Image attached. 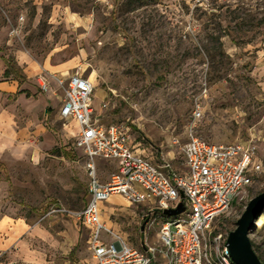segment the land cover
Masks as SVG:
<instances>
[{"label": "rangeland", "instance_id": "1", "mask_svg": "<svg viewBox=\"0 0 264 264\" xmlns=\"http://www.w3.org/2000/svg\"><path fill=\"white\" fill-rule=\"evenodd\" d=\"M3 56L25 57L30 84L43 95L49 90L38 87L37 72L75 58L76 70L103 97L95 105L99 122L128 125L155 161L168 138L184 139L195 122V134L213 143L255 135L264 162V0H0V72ZM17 96L0 93V218L47 225L56 236L46 247L48 261L64 263L72 247L67 226L80 233L75 255L87 250L85 232L64 210L78 211L88 200L86 160L74 146V122L57 111L31 117L29 102ZM198 102L204 115L195 121ZM175 157L179 162L181 152ZM100 167L108 180L114 165L102 160ZM262 192L264 172L239 191L213 230H235ZM101 208L104 221L131 243L145 238L148 205L113 195ZM159 227L150 228L149 242ZM250 239L264 261V215Z\"/></svg>", "mask_w": 264, "mask_h": 264}, {"label": "built area", "instance_id": "2", "mask_svg": "<svg viewBox=\"0 0 264 264\" xmlns=\"http://www.w3.org/2000/svg\"><path fill=\"white\" fill-rule=\"evenodd\" d=\"M57 79L65 88L60 114L78 125L74 146L83 150L89 177L85 206L64 210L93 230L90 264H236L226 242L229 233L214 231L212 226L239 191H246L264 172L258 138L213 143L197 136L192 122L184 139L171 136L155 161L139 150L128 125L99 122L90 76L75 70L69 78ZM38 80L41 89L49 90L45 75L39 74ZM193 113L195 121L203 117L200 102ZM177 150L182 155L179 162L172 157ZM102 160L114 165L106 181L99 173ZM113 195H122L133 205H148L147 230L139 244L104 221L101 204ZM181 203L185 210L179 214L164 212ZM157 222L159 235L149 242L150 228Z\"/></svg>", "mask_w": 264, "mask_h": 264}, {"label": "crops", "instance_id": "3", "mask_svg": "<svg viewBox=\"0 0 264 264\" xmlns=\"http://www.w3.org/2000/svg\"><path fill=\"white\" fill-rule=\"evenodd\" d=\"M81 21L83 24L84 20ZM86 23V22H85ZM25 58V57H24ZM23 58H7L15 62V68L18 70V74H9L5 75L7 69V63L5 61L6 57H2V62L5 63L4 67H1L0 75L4 76V79L0 81V93L7 91L8 95L17 96V99H23L30 104L29 114L37 116L42 111H57L59 117L64 119L61 116L60 110L62 106V99L64 97V91L61 87L60 82L57 77L69 78L73 75V72L76 70L77 62L73 58L71 60L59 63L57 65L50 64L49 72H37L36 83L40 88V83L38 80L39 74L46 76L49 91L43 94H39L38 90L30 84V74L29 67L25 63H28L26 59ZM59 75V76H56ZM41 89V88H40ZM103 97L99 94H95L93 98L94 106H98L101 103ZM74 122L73 127L71 128L73 136L78 134V125L76 121L69 120ZM167 141H165L162 146L157 150L159 155L161 154V149L167 146ZM57 149V148H56ZM141 152L145 153V149L139 147ZM174 157L177 161V157ZM161 158V157H159ZM160 160V159H156ZM177 163V162H176ZM99 173H101V167L99 163ZM77 221V220H76ZM80 227L85 232V241L87 245L86 254H80V252L75 255L78 250L77 243L80 237L78 230L76 231L73 227L67 226L64 231L66 234H69V239L67 242L72 243V247L68 251L67 258L64 260V263L55 261L54 258H50L48 261L46 248L48 244L52 243L56 238L55 234L51 229L44 224L38 223L32 226L26 219L23 218H12L9 216L0 218V252L2 256L0 257V264H90L92 260L91 252V240L93 236V230L90 226L85 225L77 221ZM69 230V232H68Z\"/></svg>", "mask_w": 264, "mask_h": 264}, {"label": "water", "instance_id": "4", "mask_svg": "<svg viewBox=\"0 0 264 264\" xmlns=\"http://www.w3.org/2000/svg\"><path fill=\"white\" fill-rule=\"evenodd\" d=\"M185 210L184 203H181L177 209H165L167 215L179 214ZM264 210V192L252 197L244 214L238 219L237 228L231 231L227 237V243L230 255L236 264H264V261L257 254L253 241L250 239L254 223L263 215ZM148 220L145 222V224ZM145 224L142 225L144 231Z\"/></svg>", "mask_w": 264, "mask_h": 264}, {"label": "trees", "instance_id": "5", "mask_svg": "<svg viewBox=\"0 0 264 264\" xmlns=\"http://www.w3.org/2000/svg\"><path fill=\"white\" fill-rule=\"evenodd\" d=\"M5 61L7 63V69L5 71V75L6 76H8L9 74L17 75L18 74V70L15 68V62L12 61L11 59H7V58L5 59ZM62 154L65 155L67 158L71 157L70 153L68 151H66V150L62 151ZM2 165H3V163L0 162V166H2ZM263 212H264V210H263ZM263 215H264V213H263ZM253 227H254V225H253Z\"/></svg>", "mask_w": 264, "mask_h": 264}]
</instances>
